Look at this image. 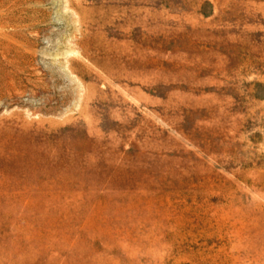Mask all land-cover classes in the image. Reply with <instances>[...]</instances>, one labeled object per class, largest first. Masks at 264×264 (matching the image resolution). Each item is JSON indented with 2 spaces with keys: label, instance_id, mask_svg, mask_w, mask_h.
Instances as JSON below:
<instances>
[{
  "label": "rangeland",
  "instance_id": "obj_1",
  "mask_svg": "<svg viewBox=\"0 0 264 264\" xmlns=\"http://www.w3.org/2000/svg\"><path fill=\"white\" fill-rule=\"evenodd\" d=\"M0 264H264V0H0Z\"/></svg>",
  "mask_w": 264,
  "mask_h": 264
}]
</instances>
